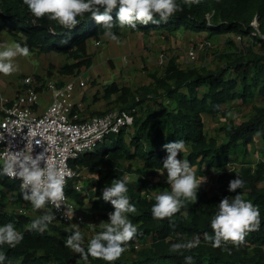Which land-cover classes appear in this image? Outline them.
Instances as JSON below:
<instances>
[{
	"label": "trees",
	"instance_id": "trees-1",
	"mask_svg": "<svg viewBox=\"0 0 264 264\" xmlns=\"http://www.w3.org/2000/svg\"><path fill=\"white\" fill-rule=\"evenodd\" d=\"M176 2L183 11L166 22L147 25L137 22L136 28H121L117 24L112 32L118 38L125 30L144 36L181 30L206 31L209 39L238 35L249 37L257 51L227 52L223 55L224 66L214 69H182L176 59L171 58L162 75L152 76L153 86L151 90L144 88L147 90L141 98L129 99L131 89L116 82L104 88L103 96L110 98L116 94L122 103L119 110L130 112L133 122L109 135L71 166L78 174L81 170L97 169L99 179L93 183L97 191L91 194L90 200L104 222L114 208L103 200L102 190L110 186L113 179L127 178V195L137 208V213L128 216L138 227V234L129 242L132 256L123 253L113 262L89 257L87 264H185V256H192L193 264H264V0H201L191 6L183 0ZM117 12L118 8L110 13L114 21ZM104 32L102 25L88 14L73 29L66 30L46 17H34L23 0H0V36L8 34L22 46L26 44L29 53L63 55L67 61L59 72L70 78L80 76L92 66L88 45L92 41L100 44L101 37L106 36ZM230 103L251 105L252 112L246 120L223 123L217 130L224 137L219 143L216 136L207 134L205 116L225 117ZM137 106L142 110H136ZM176 140L185 141L184 159L189 160L198 173L215 170L217 178L214 191L211 194L199 191L196 202L185 201V206L171 218L170 226L168 218L153 219L151 209L157 195L145 191L152 186L150 177L163 169L167 156L163 146ZM258 146L262 147L263 156L254 163L251 156L259 153ZM133 163L138 165L134 167ZM231 164L233 167H228ZM237 176L244 181V187L230 192L229 182ZM157 187L161 194L171 192L168 183H159ZM86 189L90 191L89 183ZM237 194L259 206V230L248 233L245 243L239 247L229 243L230 251L213 248L204 240V233L213 234L210 222L220 200ZM66 195L80 206H86L84 199L88 196L76 191L73 181L68 183ZM4 203L11 209L0 208V226L13 223L24 239L15 248L0 245V254L7 257L3 264H86L78 253L65 247L68 226L52 221L43 232L29 230L31 222L43 215L45 209L36 210L23 200L19 181L0 176V205ZM46 209L50 210L49 204ZM196 237L201 241L198 247L171 251L173 243ZM147 242L149 245H145ZM137 244L142 247L135 250Z\"/></svg>",
	"mask_w": 264,
	"mask_h": 264
},
{
	"label": "clouds",
	"instance_id": "clouds-1",
	"mask_svg": "<svg viewBox=\"0 0 264 264\" xmlns=\"http://www.w3.org/2000/svg\"><path fill=\"white\" fill-rule=\"evenodd\" d=\"M184 4L198 5L201 0H183ZM30 13L36 17L47 18L56 22L66 30H71L79 23L85 14L90 15L98 25H102L104 34L114 41L118 37L112 29L119 25L123 28L130 26L136 28L137 22L143 25L167 21L177 12L183 11V7L176 0H23ZM117 17L114 21L110 13L117 9ZM103 9V12H101ZM158 16L159 20L155 19ZM78 17L80 19H78ZM67 43V41H62ZM0 74L10 76L18 71L14 64L17 56H28L29 47L16 43L13 46L0 45ZM218 107V106H217ZM227 117L236 118L233 112H228ZM3 139V137H0ZM42 142L36 141L37 145ZM167 152L163 160V169L167 171L166 182L171 186V192H164L156 196L151 212L153 219L164 220L168 218L170 226L171 218L185 206V201L196 202L197 192L206 177L198 178L187 159H178V155L185 151V141L176 140L165 144ZM47 148L44 151L32 155L25 150H8L6 158L0 167V176L15 178L21 181V195L24 201L30 202L34 209H45L43 215L31 222L29 230L45 231L56 216L46 205L51 204L59 209L61 202L65 200L66 176L71 173L49 163ZM41 162L44 166L41 167ZM164 172L160 174L163 175ZM99 179L98 176H96ZM127 178L113 179L110 186H106L102 192L105 202H110L114 208L108 213V221L99 223L102 229L96 233L85 245L84 234L78 224H70L66 228L69 235L65 239V247L78 253L80 259L86 262L89 257L102 259L107 262L118 260L123 253L128 251L129 242L138 234V227L132 223L128 214L137 213V208L130 203L127 195ZM244 187V181L237 176L229 182L228 190L236 192ZM73 214L69 217L72 219ZM261 213L258 205L245 200L241 194L224 197L218 204V210L211 219L210 227L213 234L204 233V240L211 243L213 248H225L231 243L239 247L245 243L246 235L259 230ZM24 239L23 233L18 231L11 222L0 226V245H8L15 248ZM200 238L177 242L171 245L172 252L191 250L200 245ZM230 251V250H229ZM7 259L0 254V264ZM185 264H193L192 256H185Z\"/></svg>",
	"mask_w": 264,
	"mask_h": 264
},
{
	"label": "rangeland",
	"instance_id": "rangeland-1",
	"mask_svg": "<svg viewBox=\"0 0 264 264\" xmlns=\"http://www.w3.org/2000/svg\"><path fill=\"white\" fill-rule=\"evenodd\" d=\"M248 39L249 37H243L239 40L238 35H235L233 38L220 35L209 39L207 38L206 31L192 32L182 30L172 34L157 33L148 36H144L141 33H129L125 30L121 38H118V41L109 39L108 36L101 37L99 45H97V41H92L88 45V54L92 57V66L89 69L83 70L80 75L87 80V88L78 94V97H83L79 112L86 118L98 113H105L121 108L122 103L118 101L116 94L110 98L103 96L104 88L112 82H116L119 86L130 88L132 94L129 99H132L134 96L141 98V94H144L147 90L144 88L151 90L154 83L152 76L154 74L158 76L162 75L171 58H175L182 69H214L215 67H222L225 64L223 55L227 52L257 51V47L252 45V41ZM207 40L212 44L210 49L201 47V44ZM230 40L233 43H230ZM16 43L8 34L0 36V45L7 44L14 47ZM192 49L197 50L195 60H191L188 57V53ZM0 50H3V48L0 47ZM161 56L166 57L165 62L160 61ZM66 61L63 55L57 53L43 55L29 53L26 57L17 56L14 58V64L18 66V71L10 76L0 74V102L4 100L8 105L10 103L12 105L17 104L18 94L24 92L25 89L23 87V80L28 76L39 78L37 82L43 84L48 80L60 82L70 80L69 76L62 75L59 72ZM48 100V95L44 93L40 96L37 105L40 108H44L48 104ZM136 110H142V107L137 106ZM230 111L235 114V119L227 117V115L225 117L205 116L207 134L209 136H216L219 143L224 140L223 135L217 132L219 127L228 121L239 122L246 120L252 112V107L251 105L241 106L230 103L226 109V114ZM257 151L259 152L257 155L251 156V161L254 163L261 160L263 156L262 147L258 146ZM186 154V151L179 154L178 159H183ZM133 164L134 167L138 165V163ZM230 166L233 167L232 164L228 165V167ZM192 168L198 178L206 177V181L201 184L198 192L204 191L211 194L216 188L217 171L211 170L209 172L202 171V173H198L196 167ZM161 172H164L163 175L160 174ZM96 176L97 169L81 170L71 180L76 191L88 196L84 199L86 206L82 209L85 223L79 225L80 231L84 234L85 242H88L96 233L102 230L99 226V223L102 221L101 216L93 209L90 200L91 194L97 191L93 185L97 181ZM166 179L167 171L164 169L160 170L153 177H150L152 186L145 192L152 195L161 194L157 189V184L167 183ZM87 183L91 186L90 191L86 189ZM0 208L1 210L8 211L11 209V206L8 203H4L0 205ZM90 223H93L94 226H90ZM145 245H149V242ZM141 247V244H137L135 250ZM125 254L130 257L133 255V251L129 248Z\"/></svg>",
	"mask_w": 264,
	"mask_h": 264
},
{
	"label": "built area",
	"instance_id": "built-area-1",
	"mask_svg": "<svg viewBox=\"0 0 264 264\" xmlns=\"http://www.w3.org/2000/svg\"><path fill=\"white\" fill-rule=\"evenodd\" d=\"M253 26L257 29L255 21ZM211 46L209 41L201 44L204 49H210ZM196 56V49L189 51L188 57L191 60H195ZM165 60L166 57L161 56L160 61ZM37 81L31 76L23 80L25 89L18 94L17 104L8 105L4 100L0 102V137H3L0 139V163L3 164L8 150L32 151V155L35 156L46 147L49 163L71 173L70 176H66L65 200L61 202L59 209L49 204L50 210L56 216L53 221L64 226L83 225L85 219L82 209L85 206H80L66 195L68 183L78 175L71 163L91 152L109 135L130 126L133 117L127 110L116 109L79 119L75 110L82 104L75 101V96L87 88L85 78L76 76L63 81L62 84L57 80H48L44 84ZM44 93L48 95V104L42 113H38L37 109L40 107L37 102ZM36 141L42 143L37 145ZM43 166L44 162H41V167ZM11 179L21 184L19 179ZM72 214L73 217L70 219ZM90 226L94 224L90 223Z\"/></svg>",
	"mask_w": 264,
	"mask_h": 264
},
{
	"label": "crops",
	"instance_id": "crops-1",
	"mask_svg": "<svg viewBox=\"0 0 264 264\" xmlns=\"http://www.w3.org/2000/svg\"><path fill=\"white\" fill-rule=\"evenodd\" d=\"M78 94H77V96H75V101L78 103V102H81V101H83V97L81 96V98L80 97H78ZM11 104V103H10ZM81 107V106H80ZM80 107H76V110H75V113L77 114V116H78V118L79 119H83L84 117L82 116L83 114H81L80 112H79V109H80ZM37 112L38 113H42L43 112V108H38L37 109Z\"/></svg>",
	"mask_w": 264,
	"mask_h": 264
}]
</instances>
